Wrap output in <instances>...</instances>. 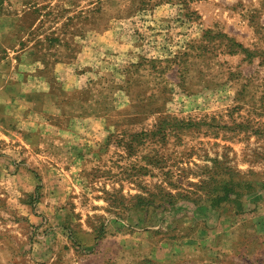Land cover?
Listing matches in <instances>:
<instances>
[{"label":"rangeland","instance_id":"obj_1","mask_svg":"<svg viewBox=\"0 0 264 264\" xmlns=\"http://www.w3.org/2000/svg\"><path fill=\"white\" fill-rule=\"evenodd\" d=\"M0 77L42 130L0 143V264L121 228L130 264H264V0H0Z\"/></svg>","mask_w":264,"mask_h":264},{"label":"crops","instance_id":"obj_2","mask_svg":"<svg viewBox=\"0 0 264 264\" xmlns=\"http://www.w3.org/2000/svg\"><path fill=\"white\" fill-rule=\"evenodd\" d=\"M14 87L13 83L0 77V143L9 151L12 149L13 153L17 148L20 150L32 148L35 136L42 134V130H38L37 126L35 129L30 126L32 119L26 111L28 106L26 103L17 102V93L11 91ZM21 101L25 102L24 98ZM5 158L10 159V157ZM4 163H6L5 159L0 160V167L4 166ZM3 171H6L5 167L0 168V176ZM30 218L34 219L36 216L30 213ZM215 228V235L220 233V240L224 241L225 232L229 231L230 227L225 229L223 225H216ZM145 233L146 231H143L144 235ZM133 236L121 228L114 234H106L96 240L89 250L81 249L79 243H69L65 235L57 236L60 238L53 241L42 237L41 259L44 264H130L129 239Z\"/></svg>","mask_w":264,"mask_h":264}]
</instances>
